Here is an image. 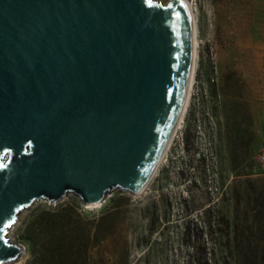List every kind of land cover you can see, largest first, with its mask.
<instances>
[{
  "label": "water",
  "instance_id": "95a60500",
  "mask_svg": "<svg viewBox=\"0 0 264 264\" xmlns=\"http://www.w3.org/2000/svg\"><path fill=\"white\" fill-rule=\"evenodd\" d=\"M0 0V264L35 202L135 193L185 103L191 28L180 0Z\"/></svg>",
  "mask_w": 264,
  "mask_h": 264
},
{
  "label": "rangeland",
  "instance_id": "374dc122",
  "mask_svg": "<svg viewBox=\"0 0 264 264\" xmlns=\"http://www.w3.org/2000/svg\"><path fill=\"white\" fill-rule=\"evenodd\" d=\"M190 1V99L151 180L99 209L35 202L7 264H264V0Z\"/></svg>",
  "mask_w": 264,
  "mask_h": 264
},
{
  "label": "bare ground",
  "instance_id": "6f19581e",
  "mask_svg": "<svg viewBox=\"0 0 264 264\" xmlns=\"http://www.w3.org/2000/svg\"><path fill=\"white\" fill-rule=\"evenodd\" d=\"M180 1L183 3V5L185 6V9L187 10V14H188V17L190 20V27L189 28H191V59H190V68H189V80L190 81H188L187 95H186L185 103L183 105V109L181 111L180 119H179L178 123L176 124L174 131L172 132V135H171V138L168 142L166 150L164 151L162 156L158 159L156 164L153 166V168H152L153 170L150 171L148 177L146 178V181L142 184L141 188H139L135 193H132V194L140 193L146 187L148 181L151 180L150 178L153 176L155 170H157V167L159 166L162 158L164 157L166 152H168L167 150L169 148V145L173 139V136H174L176 130L181 127L182 118L185 114L186 107H187L188 101L190 99L189 97H190V92L192 89V83H193L194 72H195V62H196V50H197V36H196L197 31H196V28L197 27H196V19H195V14H194V10L192 8L191 1L190 0H180ZM105 200L100 201V202L93 204V205H90V204H83V205H84L85 209H89V208L90 209H99L100 207H102ZM22 213H24V210L20 213V217H21ZM17 221H19V218L16 219V222L14 223L13 227H11L9 229V235H11V231L15 227ZM10 241H11V243H13V241L11 239H10Z\"/></svg>",
  "mask_w": 264,
  "mask_h": 264
},
{
  "label": "built area",
  "instance_id": "2783aa9c",
  "mask_svg": "<svg viewBox=\"0 0 264 264\" xmlns=\"http://www.w3.org/2000/svg\"><path fill=\"white\" fill-rule=\"evenodd\" d=\"M258 161L264 166V152H260L258 155Z\"/></svg>",
  "mask_w": 264,
  "mask_h": 264
},
{
  "label": "snow or ice",
  "instance_id": "6c2138e0",
  "mask_svg": "<svg viewBox=\"0 0 264 264\" xmlns=\"http://www.w3.org/2000/svg\"><path fill=\"white\" fill-rule=\"evenodd\" d=\"M0 239H3V237H2V236H0Z\"/></svg>",
  "mask_w": 264,
  "mask_h": 264
}]
</instances>
